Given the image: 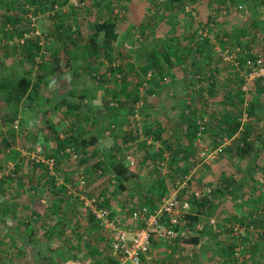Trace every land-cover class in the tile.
Wrapping results in <instances>:
<instances>
[{
	"label": "trees",
	"instance_id": "trees-1",
	"mask_svg": "<svg viewBox=\"0 0 264 264\" xmlns=\"http://www.w3.org/2000/svg\"><path fill=\"white\" fill-rule=\"evenodd\" d=\"M117 1L120 2V0ZM163 1V7L165 8L164 13H166L167 9L171 6L182 4V0ZM193 1L194 0H190V2ZM252 1L253 3L259 2L257 5L259 7L264 6V0ZM84 2L85 0H77L78 5L75 8L72 6L73 4L70 0H0V10H3L2 28L7 29L11 26V30L4 33V37L6 39L8 38L7 40L9 41L12 40V37L15 35L18 39L15 44L12 43L10 45L11 47L9 44H5L3 47L5 51L4 58H8L6 56L9 52L15 56L14 60L12 59L11 64L8 66H6L4 58L3 61H0V113L2 112L5 117H8V123H12L14 120H17V118L23 121H30L35 118L36 121L41 122L42 126L49 131L48 138L53 141V149L47 154V157L51 156L55 158L56 173L60 169L59 167H61V163L64 159L70 160L68 155L61 157L60 154L67 148H72L77 155L79 168L95 161L93 167L100 172L101 177H108L109 190H112L110 193L113 197L124 196L126 193L132 192L137 199L139 197V199L144 200L142 204H145L143 205L148 206L150 209H156L165 196L169 195L171 191L177 187L175 180H184V176L188 174V166L191 164L189 159L194 156L196 151L195 142L199 139L198 123L204 119H202L201 116H197V118L192 117V114L190 115L191 117L187 116V120L184 121L185 127L182 133L183 140H180L177 136L174 137L176 141L166 139V131L162 122L158 119L150 121L149 118L151 115L150 113H146L149 107V103L147 102H150L146 101V97L150 94H155L157 98L163 87V79L171 75L174 68L177 66V62L189 60L191 57V61H204V59L205 61H215L216 56L218 57L219 54L216 55L213 51V43L209 40L203 39L200 41L199 39H195L196 31L191 34L189 40L187 39L188 42L182 44L178 33L173 34V36L169 38H161L155 34L148 36V33L143 30L142 36H144L145 42L135 51L137 56L135 55L133 61H136V63H133L134 65H130L129 67H126V64L122 62L116 65L114 62L118 60H115L113 48L115 47L114 43L117 39L116 16H112V18L108 17L109 19L106 20L99 17V19L93 22L89 27L91 33L88 39L78 40V38H80L79 29L72 28L71 25H68L65 20L66 17H64L66 15H61V10H64V8L67 9L66 12L70 10L74 12L78 11V9H83V6L85 7ZM23 7H26V9H22L21 13L27 16V18L30 14L34 17L39 14H48V18L54 21L52 23L54 35L57 36L58 41L62 44L59 49H48V56L45 57L42 52L43 46L40 39L37 37L27 38V36L35 32V29L31 27L32 25L28 20L29 18H26L27 21H25V24L19 26L17 24H21V21L14 18L12 15V12L16 10V8L21 9ZM255 10L256 11L253 10L251 14L252 18L260 16L257 7ZM161 26L163 27V24ZM194 30H196V28ZM214 31L216 30L211 29L210 33ZM245 35L246 31L244 29H241L235 34H227L225 31L223 35L218 34L216 31L214 35V38L217 37L219 45L223 47V49L227 51L231 49L238 50L236 52V60L240 63L239 69L241 70L245 59H254V57L259 56L252 54L250 52L251 48H248L247 44L243 46L242 38H244ZM229 39H235L236 45L228 43ZM251 42L252 41L249 43ZM80 43L81 45L79 46ZM244 47L248 48L249 51L247 49V52H243ZM116 53L119 58L122 56L121 50L116 51ZM77 59L83 62L82 67L76 64L78 61ZM19 66L23 68L18 70L17 67ZM77 66L80 67L79 70L83 68L82 70L88 81H84L80 84L78 83L79 81H74L75 85L67 88L69 90L66 96L69 98V102L65 101L64 103L69 112L81 110V108L88 112L91 110V103L94 100V96L91 94L92 92H99L102 95L103 91H113L118 88L120 96L116 94L112 95L115 102L111 101L112 103L106 104L103 110L95 111V114H90L83 120L84 125H88L89 123L99 125L100 120L105 121L107 123L106 130L109 132V137H107L111 138L113 141L112 145L104 146V141L96 139L94 136H92L91 139H87L84 136V126H76L75 119L73 118L71 127L69 128L70 135H68L66 139H60L55 130V125L59 119L50 118V116L56 115V112H54L56 105L53 103L54 98L52 94L53 92H57L55 86L60 80L69 81L70 78L75 75ZM148 74L151 75V81H147L146 79ZM129 77H131V80ZM145 81L149 86V91H147L148 93L145 96H141L139 89ZM197 83H200L199 80H197ZM225 83L230 82L226 81ZM215 86H217L216 83L211 82L209 84L208 82V91L211 92L213 89H216ZM252 88L253 95L245 111L247 113L246 116L250 119H257L258 117H256L255 114L256 107H260V111L264 115V106L259 104L256 100V97L264 93V80L256 81ZM202 90L203 88L198 89L199 92H202ZM142 98L145 102L136 110V105ZM229 98L233 104L235 98L231 95ZM76 100H78L77 105L74 104ZM188 102H190V100H188ZM185 104L191 111L189 107L190 104ZM242 104L243 100L240 99L239 107L242 106ZM233 110L232 112L230 110L225 111L224 115L222 114L221 116L218 127H216L217 125L215 126V128H217L216 134L219 135V139L221 140L224 138L227 140L232 139L233 136L240 131L239 117L242 113L241 110L238 109V105H235ZM135 111H137L140 118L143 119L142 126L140 127V134L138 132L134 133L132 130L125 131L122 129L123 124L128 128L131 122V124L134 123ZM14 123H16V121ZM207 125L211 124L207 123L206 126ZM212 127L214 128V126ZM205 131L202 134H204ZM240 133V139L236 142V151L238 156L244 159L251 155L254 144L249 138L247 129H244V131L241 130ZM176 135L179 136V134ZM148 142L150 143L148 144ZM136 144H140V148L145 149L150 163L152 165L154 164V166H150L151 169L154 167L152 177L150 180L149 178H145V182L141 181L139 174L132 171V167H129L125 162V154L132 151V148ZM151 145L157 148L154 153L148 152L149 148H152L150 147ZM164 151L169 154L168 172L165 178L159 174V166L162 163H160V161L164 159L165 155ZM259 155L260 151H256L253 161H255ZM193 164L195 163L191 165ZM31 165L32 166L28 167V169L30 172L32 171V174L26 175L30 182L27 181L26 183L27 185L30 184L29 188L32 191H36L35 189H37L38 194L36 195L35 193V195L31 196L30 200L25 199L21 202L27 204L34 201H41L43 196L46 195V198H48L47 202H49L51 206H49V209H43L42 214L33 210L32 214L37 218H41L49 212L59 219L61 215L64 214L69 204L75 205L76 208L80 205V211L82 213L79 211L78 217H83L84 223L86 226H89L85 233V235L88 234L89 237L87 240L82 239L85 235L81 236L80 240L78 237L77 242L80 241V243L85 242V244H88L89 253L86 259L90 261L87 264L116 263L115 260H111L109 257V251L111 252V249L107 232L104 231L99 222L95 220L91 212L84 207L83 201L81 200V197L84 196L87 200H92L94 198L90 197V189H87L88 187L86 188L85 186V188L82 187L83 189L78 190V192L76 191V194H68V189L65 184H72V188H74V181H67L65 179L66 183L64 185L61 184L57 186V180H55V177L49 176L45 165L35 164L34 162H32ZM16 167L17 166H15V169H18V167ZM39 170H42L41 173L45 178L46 184L41 186L39 180L37 185L41 187L36 186V188L33 189L32 182L38 179ZM14 172L13 178H19L20 181L23 176L20 178L18 175L20 172ZM12 175L13 173L11 176ZM35 176L36 178H34ZM84 176H86V172ZM250 180L256 183V185L259 182L256 180L254 181L253 177H250ZM262 180L263 181H260V184L262 183L260 189L257 187L253 189V192L254 190L259 192H257L255 197H253V195L251 196L253 202L246 216L242 215L241 219L238 217V219H232L234 220L232 223L236 222L240 228L244 229L245 232H243L242 237H236L233 234V226L235 224L231 225L229 230L225 231L226 234H230L231 237L229 238V243L223 244L225 249L221 255L225 257L224 259H226V263L228 264H262L261 261H256L254 257V252L257 248L256 241L264 240V179ZM4 181H11V179L5 177L3 180H0V183ZM223 181L224 185L227 186L226 190H220L218 188L213 189L209 195L210 198H214L217 195L223 196L224 194L232 196L227 192V189L230 187V184L235 185L236 181L231 177ZM47 185L50 186L48 189H46ZM242 187L244 188L243 185ZM211 188H213V186ZM185 190L186 191H182L180 195L188 196L190 203H196L197 201L194 200V193L192 195L190 193V185ZM0 194H5V192L0 189ZM126 199V196L122 199V202L125 204L127 201ZM7 202V200L1 202L3 206H0V219L9 216L13 217V215L17 213L19 205L6 206ZM95 204L100 208L110 210L112 212L111 218L117 215L115 211L110 209V200L109 197H105V193L101 195V199ZM134 205H136L135 201L133 202V206ZM25 207L29 209V205H25ZM123 207L124 205H122V208ZM210 207L212 209L214 206L211 204ZM121 211L123 222L126 223L128 220L127 210H125L126 212H123V210ZM197 221L198 219L190 214L183 217L184 225L187 226L186 229H188L190 235L182 240V244L187 246H197L199 244V238L196 236ZM207 225L210 226L208 222ZM63 226L65 227V225ZM63 226L61 225L57 228L62 227L63 229ZM97 233L101 234L100 238H98ZM95 237L100 244L102 243V246L99 248L91 244L95 240H93ZM55 238H58L57 230H53V228L49 229L46 234V239L53 241ZM245 243L249 245L247 249L243 248V244ZM237 248L239 249L238 253L235 252ZM54 253L57 254L55 261H61L62 259L59 258L60 253L57 251H54ZM48 262L49 264H57L52 259H49ZM58 264H60V262Z\"/></svg>",
	"mask_w": 264,
	"mask_h": 264
},
{
	"label": "rangeland",
	"instance_id": "rangeland-1",
	"mask_svg": "<svg viewBox=\"0 0 264 264\" xmlns=\"http://www.w3.org/2000/svg\"><path fill=\"white\" fill-rule=\"evenodd\" d=\"M242 1L243 0H230V3L227 4L226 0H194L193 2H190V0H182L181 5L176 4L175 6H171L167 9V12L164 13L165 8L163 7V0H120V2H118L117 0H85V7L83 6V9H78V11L74 12L73 10L68 9L70 11L66 12L67 9L64 8V10H61V15H66L64 17H66L65 20L68 25H71L72 28L79 29L78 31L80 33V38H78V40L88 39V36L91 33L89 27L93 24V22H96L99 17H102L103 20H106L109 19L108 17L112 18V16H116L117 20H115V22L117 25V39L114 43L115 47L113 48L115 52V60L118 61H115L114 63L116 65H119L122 62L126 64V67H129L130 65H134L133 63H136V61H133L136 55L135 51L145 42V38L144 36H142L143 30H145V32L148 33V36H150L152 34V30H154V28L151 27L156 26L155 33L164 36V34H166L165 31L160 30L162 28L161 25L163 24V27L166 25V28L168 27L167 29H170L166 34L169 37L173 36L172 30L174 29H177L178 34L182 33V36H184L187 34L186 28H189V26L193 24V19L195 24H198L199 22V26L200 28H202V30L205 28L207 23H212L215 26L214 29L220 35H223V32L225 31L227 34H235L241 29H244L246 31V35L244 36V38H242L243 46L247 44L248 48L250 47L252 51L255 48L257 51H259V44L262 43L264 45V11L260 13L259 17L252 18V15L248 14L247 8L244 5V2L242 3ZM72 6L75 8L77 7V5L75 6L74 4ZM185 8H187L188 11H185ZM22 9H26V7H23L21 9L16 8V10L12 12L14 18L21 21V24H17L19 26L25 24V21H27V16L21 13ZM189 11L190 13H192L190 14L191 17H187V13ZM158 12L160 13L159 15H161V20L160 18H158ZM2 14L3 10H0V61H3V58L5 57V51L3 48L4 45L9 44L10 46L12 43L15 44L18 41L15 35L12 37V40L9 41L7 40L8 38L6 39L4 37V33L11 30V26L7 28L8 30L2 28ZM212 14L213 19H211ZM28 18L27 19L32 25L31 27L35 29V32L27 36V38L37 37L40 39V42L43 46L42 52L44 53L45 57L48 56V49L54 50L60 48L62 44L58 41L57 36L54 35L55 33L52 27V23L54 21L48 18V14H39L36 17L30 14ZM216 31L211 34L215 35ZM212 39V49L216 53V55L227 51L219 45V40L217 39V37H212ZM234 40L235 39H229L228 43H233L234 45H236V42ZM250 41L252 42L249 43ZM80 45L81 43L79 44V46ZM248 48L244 47V51H247ZM262 48L264 49V47ZM119 49L121 50L122 54L120 58L116 53V51H120ZM228 52H233L236 55L237 50L231 49ZM14 56L10 52L9 54H7L6 57L8 58H4V60L6 61V66L11 64V60H14ZM259 57L264 59V52L262 54H259ZM77 60L78 61L76 62V64L82 67L83 62H81L80 59ZM194 62L195 61L189 60L177 62V66L176 68H174V71L170 76L166 77L168 80L162 87L156 100L153 102H147L149 103V107L147 108L146 113H150V121L158 119L160 122H162L166 131V139L176 141L174 137L177 136L180 140H183L182 133L185 127L184 121L187 120V116H190L191 114L192 117L196 118L197 116H201L202 119H205L207 123L211 124L208 125L211 127V131L216 133L217 128H215V126L217 125L216 127H218V123L221 119L222 114L224 115L225 111H234L233 107H235V105H238V109L241 110L242 113L239 117L241 129L244 131V129L250 128V131H248L249 138L251 141L253 139V141L255 142L253 143L254 147L252 151H260L259 156L261 167L259 168V170L255 171V173H259L260 176L257 175L258 177H255L254 179V181L256 180L259 182L256 185V183L249 180L251 186H257L259 189L260 185H262V183L260 184V181H263L262 179H264V115L262 117L257 116V119H250L248 116H246L247 113L245 110L248 102H250V99L253 95V92L251 91L253 87L251 85L252 83L249 85L248 93L243 94L241 91L243 79L242 82H240L239 78L234 82L225 84L222 80L216 81L213 78L212 80L209 78V76L213 74V71H209L210 75H202L200 72L194 70V68H196V66L193 65ZM213 63L214 67H212V70H216V73L220 72V76H218L219 79H224L222 78L223 72L230 70L228 68L229 65L234 66L231 63L222 61L220 56H216V59L215 61H213ZM79 66H77L75 75L72 76L69 81H59L56 84V87H60L58 89H67L68 87L75 85L74 81H79V84L84 81H88L82 70L83 68L79 70ZM22 68V66L17 67L18 70H21ZM195 76L201 77L202 79L201 81L199 80V82L202 84V92L197 91L195 88L196 85H198L197 81L193 82V77L195 79ZM129 78L131 80V77ZM208 82L209 84L211 82L216 83V89H213V91L211 92L208 91ZM102 93L103 97L100 102L101 104L97 109L92 106L91 110L88 112L86 110H83L82 108L81 110L69 112L66 106L64 107L60 105L59 99L56 101V103L59 102L57 103L59 105H57L54 110V112H56V115H52L50 116V118L53 119L54 117L59 116L61 119V121L59 120V122L55 125V130L57 131L59 138L61 137V139L64 140L68 137V135H70L69 128L71 127L72 118L75 119L76 126H84V136L87 139H91V137L94 136L96 139H103V141H105L109 137V132H107L106 130L107 123L105 121L100 120L99 125H94L93 123L84 125L83 121L85 118H87L88 115L93 113L95 114V111L103 110L106 104L108 105L109 103H112L111 101L115 100L112 98V95L116 94L120 96L118 88L114 89L113 91L106 90ZM203 93H205V95H203ZM54 95L56 97V94ZM230 95L235 98L233 104L230 101ZM240 99L243 100V104L239 107ZM188 100H190V102H188ZM185 103L190 104L189 107L191 111L186 107ZM74 104L77 105L78 100H76ZM7 118L8 117H5L2 112L0 113V180H3L5 177H9L11 181H4L0 183V189H2L3 191H8L5 194H0V201L7 200L8 202H19L24 201L25 199L30 200V184L27 185L26 183L27 181L30 182L26 175L30 173L32 174V171L30 172L28 169V167L32 166V161L29 154L32 153L34 148H40L44 151V156L47 157V154L51 151V149H53V141L52 139L48 138L49 131L45 129L44 126H42L41 122L36 121L35 118L30 121H23L17 118V120H14L12 123H8ZM142 120L143 119H140L139 121L140 127L142 126ZM15 121L17 123H14ZM131 123L130 125H132ZM14 125L18 126L17 130L13 128ZM130 125L128 128H126V125L123 124L122 129H124L125 131H129ZM212 126H214V128ZM211 131H209L205 137L201 136L199 137V139H197L198 144L195 148V157L193 156L194 158H190L191 161H189L191 164H195H189L188 174L184 176V180H175V184L177 185V187L180 183L185 182V180L187 182L191 181V183H194L193 185H196V189L198 191H200L203 187H207V185L214 186V183H216V186H222L224 185L223 180L227 178L226 176H228L226 175V173H222V170L231 172L238 170L240 166H246V157L244 159L240 158L236 151V142L240 139L241 133H238L236 135V138L238 140L233 143V141H229L225 138L223 140L219 139L218 134L211 137ZM176 134H179V136ZM213 138L215 139L213 140ZM103 143H106V146L110 145L109 140ZM139 145L140 144H136L132 148V151L127 152L125 155H129L134 160L135 166L131 169L132 171H135L139 175H141V181L145 182L146 179L149 178L150 180V178L152 177L154 167L152 169L151 167L154 166V164L152 165L150 163L149 158L145 153V149L140 148ZM150 147L152 148H149V153H154V151L157 149L156 146L154 147L151 145ZM219 148L222 149V152L220 154H217L216 156H213L211 158H199L203 153L209 156L211 152H214ZM227 148L229 150H227ZM164 153V159L160 161V163L162 162L160 165H163L164 171H160L159 174L165 178V176L167 177L168 172L167 166L169 154L165 151ZM20 159H23L24 161L22 170H20L19 168L15 169V165L17 166V161ZM94 163L95 161L79 168L77 160L72 161L71 159H64L61 163V167H59L61 169L58 170L59 175L56 174V184L58 183V185H64L66 183L65 179L67 181H74V188H71L72 184H65L68 189L70 188L68 194H76V191L78 192V190H81L83 189L82 187L85 188L86 186V188L88 187L87 189H90V197H94L90 201H94V203L98 202V200L101 199V195L105 193V197H109L111 210L115 211L116 213L118 209L126 212L125 210L128 209V204L127 202L126 204L122 202V199H124L127 194H125L124 196L113 197L110 193L112 192V190H109L110 187L108 184V177H101L100 172L93 167ZM243 167H241V169L245 170V168ZM14 171H18V173L21 171L23 173L21 181H19V178H13L15 173ZM85 172L86 176H84ZM12 173L13 175L11 176ZM18 175L21 176V173ZM143 176L146 177L145 180ZM25 177L27 179H24ZM199 179L202 181L207 180L208 183H205L207 185H205L202 181L200 182ZM39 180L41 186H44L46 184L45 178L40 172L38 174V179H36V182L39 183ZM195 181L199 182L196 183ZM36 182L33 181L32 184H35ZM81 182H83V184H81ZM230 186L234 185L230 184ZM47 187L50 186L47 185ZM251 191L252 190L250 189L249 192ZM179 200H181L180 195ZM41 201H48L46 195H44V198H42ZM122 205H124L123 208ZM216 213L212 218L219 221H223L224 219H226V216H229L225 215V213L222 215L221 212H219L217 215ZM217 216L221 218H218ZM223 216L225 217L223 218ZM234 224L237 225L236 222L231 223V225ZM88 227V225L84 226V233L87 232ZM124 227H126V223L123 222L122 228ZM81 228L83 227L78 226L75 231L78 230L79 232H81ZM75 234L76 232H73V235ZM97 234L99 235V233ZM88 237L89 235L86 234V239L84 240H87ZM70 241L77 242V240L74 239H71ZM70 241L64 244H75ZM82 243L84 244L85 242ZM256 243L257 248L255 249L254 257L256 261H261L262 264H264V240H258L256 241ZM94 244L100 245L99 241L95 240ZM81 247H83V245H81ZM248 247L249 245L247 243L243 244L244 249H247ZM74 252L77 253V250L74 249ZM78 258H81L80 255H76V259L72 261H76ZM83 261L82 264L85 263Z\"/></svg>",
	"mask_w": 264,
	"mask_h": 264
},
{
	"label": "crops",
	"instance_id": "crops-1",
	"mask_svg": "<svg viewBox=\"0 0 264 264\" xmlns=\"http://www.w3.org/2000/svg\"><path fill=\"white\" fill-rule=\"evenodd\" d=\"M226 1H227V4L230 3V0H226ZM243 2L247 8L249 15L253 13V10L256 11L255 10L256 7H257V11H259L260 13L264 11V6L262 7L257 6L259 2L253 3L252 0H243L242 3ZM185 9H186L185 11H188L187 8ZM157 14L159 15L160 13L158 12ZM187 14H188L187 17H191L190 14L192 13H190L189 11ZM158 18H160L161 20V15H159ZM211 19H213V14L211 15ZM192 23L193 24L189 26V28H186V31H187L186 35L182 36V33L178 34L180 35L179 37L181 38L182 44H185L186 42H188V40L191 37V34H193L194 31H196L195 39H199V37L203 35L204 39L209 40L211 43L213 42L212 37L214 38V36H212V34L210 33V30L214 29L215 26L212 23H208L207 26H205L203 30L202 28H200L199 22L198 24L197 23L195 24L194 19H193ZM164 27H162L160 30L165 31V33L167 34L168 30L170 29H167L168 27L166 28V25ZM151 28H154V30H152V34H155L156 36L161 37V38L162 37L169 38V36L166 34H164V36H161L155 33L156 26H152ZM195 28L196 30H194ZM176 33H178L177 29L172 30V34H176ZM259 45H260V47L258 48L259 51H257L255 48L253 49V51L251 50L250 52L254 55L262 54L264 52V49L262 48L264 47V45L262 43H260ZM243 52H247V51H244L243 49ZM191 59H189V61H191ZM193 65L196 66L194 70L200 72L202 75H210L209 71H213L212 72L213 74L210 75L209 78L210 79L213 78L216 81L222 80L224 83L226 81L234 82L240 78V81L242 82V79H243L241 69L235 68L232 65H229L228 67L230 69L229 71L223 72L222 78L224 79L218 78V76H220V72L216 73V70L215 71L212 70V67H214L213 61H205L204 59V61H195ZM195 77H196L195 79L193 77V82L197 80H200V81L202 80L201 77H198V76H195ZM165 83H163L162 85L164 86ZM251 85L253 86L254 83H252ZM58 88L60 87L55 86V89L57 92L55 93L53 92L52 94L53 98L55 97L54 94H56V97L54 98L53 103L55 101V105L57 106L59 105L57 103L60 102V105L65 107L66 105L64 102L65 101L69 102V98L66 96V93L69 89L65 90V89H58ZM252 90L253 88L251 89V91ZM91 94L94 96L92 106L95 109H97L98 106L101 104L100 103L102 100L101 93L92 92ZM58 99H59V102L56 103ZM256 100L258 101L259 104L264 106V94H260L258 97H256ZM255 114H256V117L263 115L260 111V107H256ZM53 119H59L61 121L59 116L54 117ZM246 129L250 131V128H246ZM240 130H242L241 125H240ZM209 131H211V127L207 125L206 131L204 134H202V136L205 137ZM238 133L240 134V131ZM263 133H264V129H263ZM236 135L233 136L232 139H229V141H233V143H235L236 140H238L236 138ZM210 136L211 137L216 136V133L211 131ZM214 139L215 138H213V140ZM100 140L103 141V139H100ZM108 140H109L110 145H112L113 141L111 140V138H107L105 141H108ZM253 143L255 142L253 141ZM197 144H198V141L197 143L195 142V146ZM103 145L106 146V143H103ZM227 150L229 149L227 148ZM251 153L252 154L250 156L245 158L246 166L244 167L240 166L239 169L236 171H231V172H226L224 170L221 171L222 173H226V175H228L226 176L227 178H230L231 176V178L232 179L234 178V180L236 181V184L233 187L230 186L227 189V192L230 193L232 196L228 194L227 195L224 194L223 196L217 195L214 198L213 197L210 198L209 195L211 193V190L216 189V188L220 190H226L227 186L226 185L216 186V183H214L213 188H211L212 186L205 184V183H208L207 180L202 181L199 179L200 182L202 181L205 185H207V187L201 188L200 191L196 189V185H193L194 183H191V181L187 182L185 180V182L179 184V186L174 190L178 192V198H179L180 193H182V191H186L185 189H187V187L190 185L191 187L190 193L191 195L194 193V198H195L194 200L197 201L196 203H190L189 201L190 199H188V196L180 195L181 200L179 201L183 204L182 206H183L184 216L190 214L193 217H196L198 219L196 223V230H197L196 236H198L199 238V244L197 246H187L185 244H182V241H177L173 243L156 241L153 244L149 252V258L151 259L149 264H228L226 263V259H224L225 257L221 255L225 249L223 244H227L230 241L229 239L230 235L226 234L225 231L229 230L231 223L234 221L232 219H238V218L241 219L242 215L246 216L247 211L248 209L251 208V204L253 202L251 196L253 195V197H255V195H257V192H259L255 190L253 192V189L254 188L256 189L257 186H253V185L251 186V183L249 182V180H250V177H253V179H255V177H258L257 175L260 176L259 173L258 174L255 173V171L259 170V168L261 167L260 156L255 161H253L255 157L254 150ZM189 161L191 160L189 159ZM17 162H18L17 167L20 170H22L23 164H24L23 159L18 160ZM241 167L245 168V170H242ZM39 172L41 173L42 170H39ZM20 173L22 176L21 171ZM56 174L59 175V172H57ZM21 176L19 177L21 178ZM139 176H140V180H142L141 175ZM34 178H36V176ZM143 178L145 180L146 177L143 176ZM24 179H27V178L25 177ZM55 180H57L56 177H55ZM195 182L198 183L199 181H195ZM241 184L244 186V188L242 187ZM32 185H33V189H35L36 186H38L37 182ZM57 186H58V183H57ZM69 189H68V192H69ZM250 189L252 190L251 191L252 193L249 192ZM35 190L36 191H32L30 189L31 196L35 195V193L36 195L38 194L37 189ZM4 192L7 193L8 191L5 190ZM126 194H127L126 202H128L129 204L128 207L130 205L132 207H140L141 205L145 204V203L142 204V202L144 201L143 199H139V197L137 199V197H135L132 192L126 193ZM134 201L136 202V205L133 206ZM1 202L2 201H0V206L1 205L3 206V203L1 204ZM211 204L214 206L212 209L210 207ZM11 205H19V208L17 209V213L13 215V217L9 216V217H5L4 219L3 218L0 219V254H1L0 264H49L48 262L49 259L50 260L52 259L57 264L59 262L60 264H82L83 260H84L83 262H85L84 264H87L90 261L89 259H86L89 253L88 245L85 243L84 244L80 243V241L79 242L70 241L71 239L78 240V237L80 240L81 236L85 235L84 226L86 224L84 223L83 217H78L79 215L78 213L81 210L80 205H78V207L76 208L75 205L69 204V206L65 209L64 214L61 215L59 219L49 212H47V214L41 218H37L35 215L32 214L33 210H36V212L42 214L43 209L50 208L49 206L51 205L49 202L34 201V202L27 203V204L21 201L7 202L6 206H11ZM25 205H29V209H26ZM219 212H221L222 215L225 213V215H229V216H226V219H224L223 221L213 219L212 217L215 215V213L217 215ZM217 217L221 218L219 216ZM224 217L225 216H223V218ZM207 222L209 223L210 226L207 225ZM61 225L62 226L65 225V227L63 226V229L62 227L57 228ZM78 226L83 227L81 228V232L77 230L76 234L73 235V231H75V229ZM133 226L134 225L131 221H128V220L126 221L127 229L129 228L131 230ZM51 228H53V230L56 229L57 235H58V238H55V240L53 241H49L46 239V234ZM99 235H97L98 238L101 237V234ZM82 239H85V236L82 237ZM94 239L96 240V237L93 238V240ZM69 241L75 244L74 245L64 244V243H68ZM91 244L94 245V247L96 248H99L102 246V243L100 245L98 244L96 245L94 244V241ZM81 245H83V247H81ZM74 249L77 250V253L74 252ZM54 251H57L60 253L59 258L62 259L61 261L60 260L55 261L57 254H55ZM76 255H80L81 258H78L76 261H72L76 259ZM109 257L111 260H114L111 256L110 251H109Z\"/></svg>",
	"mask_w": 264,
	"mask_h": 264
},
{
	"label": "built area",
	"instance_id": "built-area-1",
	"mask_svg": "<svg viewBox=\"0 0 264 264\" xmlns=\"http://www.w3.org/2000/svg\"><path fill=\"white\" fill-rule=\"evenodd\" d=\"M75 6L78 5L77 0H70ZM204 36L201 35L199 40L202 41ZM222 61L233 64L236 68L240 67V63L236 60L234 53L228 51L219 53ZM243 84L241 91L243 94L248 93L249 85L255 83L258 80H264V59L257 56L254 59H245L242 65ZM151 75H147V81L150 80ZM167 81L165 77L163 83ZM196 90L202 88V84L196 85ZM141 96H145L149 91V86L145 81L142 87L139 89ZM205 95V93H203ZM156 99L155 94H150L146 97V101L153 102ZM143 98L136 105L138 110L142 105ZM112 106V105H111ZM140 115L137 111L134 112V123L130 126V130L134 133H141L140 129ZM17 123V122H16ZM198 138L202 136V133L206 130L207 121L204 119L199 122ZM18 129L17 125L13 127ZM150 142H148L149 144ZM222 149H216L211 152L209 156L206 154L200 155V159L211 158L220 154ZM30 159L35 164H43L46 166L49 176L56 177V160L49 156H44V151L40 148H36L32 151ZM42 155V156H41ZM68 155L72 161L77 160V155L72 148H67L60 154L61 157ZM44 156V157H43ZM125 162L129 167H134L135 162L129 156H125ZM160 171H164L163 165L159 166ZM83 184V182H81ZM209 192V190H208ZM84 207L87 208L91 214L95 217V220L99 222L104 231L107 232L110 239L111 256L116 261L114 264H149L151 259L149 258V252L156 241H163L166 243H173L182 241L190 235L188 229H186L183 222V204L179 201L178 192L171 191V193L161 201V204L156 209H150L148 206L141 205L140 207H132L131 205L127 209L128 221L133 223L131 230L127 227L122 228L123 215L122 211L118 210L117 215L111 218L112 212L105 208L98 207L94 201L87 200L81 197ZM244 229L238 225L233 226V234L236 237L243 234ZM239 249L235 250L238 253ZM241 264V263H239Z\"/></svg>",
	"mask_w": 264,
	"mask_h": 264
}]
</instances>
